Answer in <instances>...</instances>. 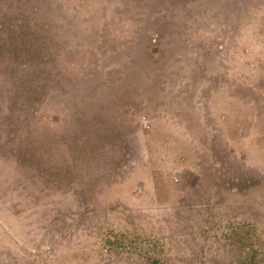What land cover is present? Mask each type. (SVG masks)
I'll return each mask as SVG.
<instances>
[{"label": "rangeland", "instance_id": "obj_1", "mask_svg": "<svg viewBox=\"0 0 264 264\" xmlns=\"http://www.w3.org/2000/svg\"><path fill=\"white\" fill-rule=\"evenodd\" d=\"M0 264H264V0H0Z\"/></svg>", "mask_w": 264, "mask_h": 264}]
</instances>
